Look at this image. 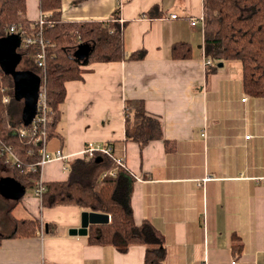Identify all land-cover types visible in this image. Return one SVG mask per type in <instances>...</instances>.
Wrapping results in <instances>:
<instances>
[{
  "label": "crops",
  "instance_id": "1",
  "mask_svg": "<svg viewBox=\"0 0 264 264\" xmlns=\"http://www.w3.org/2000/svg\"><path fill=\"white\" fill-rule=\"evenodd\" d=\"M39 2L27 0L33 22ZM61 9L63 21L77 23L106 22L118 12L126 54L146 56L85 64L82 79L66 83L58 135L46 151L67 159L48 163L44 182L68 180L67 163L84 158L88 143L110 145L127 166L120 198L138 224L147 220L164 237L163 264H264V98L244 92L239 63H228L236 71L224 64L207 72L204 27L191 25L204 15V0H61ZM178 42L191 45L192 58L173 59ZM128 100L144 101L162 139L143 147L127 139ZM2 164L0 180L14 179ZM25 189L32 193L19 200L0 194V264L145 263L144 245L122 253L70 235L89 209L47 207L34 186ZM18 222L36 230L14 235Z\"/></svg>",
  "mask_w": 264,
  "mask_h": 264
},
{
  "label": "trees",
  "instance_id": "2",
  "mask_svg": "<svg viewBox=\"0 0 264 264\" xmlns=\"http://www.w3.org/2000/svg\"><path fill=\"white\" fill-rule=\"evenodd\" d=\"M39 1L40 11L48 14L43 36L51 46L54 45L47 50L44 67L36 65V73L45 78L50 108V121L45 127L48 140L58 135L61 118L59 106L66 98V83L82 79V66L97 62L141 60L146 56V51L132 52L129 56L126 54L118 12L106 22H67L61 17V0ZM36 25L27 17V0L3 1L0 10L2 37L9 34L12 26H17L22 28L24 38H37L39 27ZM81 44L90 46V53L84 60L75 57ZM38 48V44H35L27 50H20L22 55L36 64ZM204 49L205 57L209 60L207 72L220 68V63H239L244 92L253 98H264V0H204ZM172 57L175 60L192 58L191 45L175 43ZM4 85L7 90L3 94L1 88ZM5 94L10 99L14 97V83L12 77L0 67V143L11 146L24 163L22 168L2 165L11 170L14 179L25 188H32L38 175L29 169V164L38 162L39 145H34L31 139L21 137L12 130L26 129L27 126L22 119L16 122L12 120L8 110L11 101L7 105L2 103ZM125 120L127 139L139 142L142 147L163 138L161 122L147 114L142 100L126 101ZM97 158L102 160L97 162ZM0 160L4 162L1 157ZM115 166L114 161L104 155L92 159L79 157L68 162V180L47 183L48 191L43 196V204L47 207L75 205L108 214V224L90 226L87 235L89 243L114 246L122 253L133 245H144V264H163L166 257L164 237L151 222L146 220L138 224L130 204L120 198L127 185L122 173L125 169H119L116 176L102 178ZM33 223L18 222L14 235H19L23 227L26 233H33L36 230Z\"/></svg>",
  "mask_w": 264,
  "mask_h": 264
},
{
  "label": "built area",
  "instance_id": "3",
  "mask_svg": "<svg viewBox=\"0 0 264 264\" xmlns=\"http://www.w3.org/2000/svg\"><path fill=\"white\" fill-rule=\"evenodd\" d=\"M47 15L41 12L39 18L35 21L36 26L39 27V32L37 33L36 37H28L24 38L21 27L12 26L9 29V34H18L21 37V46L20 48L23 50H27L30 46L38 44V54L36 59V65L40 68H43L45 65V60L47 56V50L51 46L50 41L46 40L43 36L44 25L47 19ZM173 18H176L177 15H173ZM198 24H202L204 27V15L199 18H192L191 25L193 27L197 26ZM51 47H54L51 46ZM209 64V60L206 59V66ZM41 77V86L39 91V98H38V107H37V114L33 120V123L28 126L26 129L21 128L15 131L18 135L24 138H29L32 140L34 145H39V155L40 158L38 162L29 164V169L34 173L37 174L38 177L34 180V192L35 196L39 199H42L44 194L48 191L47 184L42 179V171L43 168L55 159H67V157L63 154L62 151H57L55 157L51 156L46 151V143H47V134L45 131L46 123L48 120L50 121V108L47 104L46 98V90H45V78L42 74H38ZM7 88L3 87L2 92H5ZM247 98L243 99L246 101ZM11 101L10 97L5 94L2 97V102L7 105ZM41 127V129H40ZM40 129V130H39ZM39 131V132H38ZM247 139H250L251 136H247ZM100 155H104L106 157H110L114 163L116 164L115 168L111 171L105 172L102 175V178L106 177L107 175L116 176L117 171L119 169H127L124 157H118L114 155L113 149L110 145L107 144H94L88 143L82 152V157L86 159L96 158ZM0 157L3 158V163L7 166L22 168L24 163L17 157L14 153L13 148L8 146L4 143H0ZM235 264V262H233Z\"/></svg>",
  "mask_w": 264,
  "mask_h": 264
},
{
  "label": "water",
  "instance_id": "4",
  "mask_svg": "<svg viewBox=\"0 0 264 264\" xmlns=\"http://www.w3.org/2000/svg\"><path fill=\"white\" fill-rule=\"evenodd\" d=\"M21 37L18 34H8L0 38V67L6 74L10 75L14 83V97L16 100L24 102L22 121L25 126L33 123L37 114L41 77L35 72L17 70V66L22 60V53L19 51ZM90 53V46L81 44L75 52V57L84 60ZM223 63L219 67H223ZM102 158H97L100 162ZM25 187L13 178H3L0 180V194L8 199L19 200L24 197ZM110 222L108 214L93 211L82 213V225L80 228H71L72 236H87L90 225H103Z\"/></svg>",
  "mask_w": 264,
  "mask_h": 264
},
{
  "label": "rangeland",
  "instance_id": "5",
  "mask_svg": "<svg viewBox=\"0 0 264 264\" xmlns=\"http://www.w3.org/2000/svg\"><path fill=\"white\" fill-rule=\"evenodd\" d=\"M3 1L4 0H1L0 2V10H1V7H2V5H3ZM2 35H3V32H2V29H1V26H0V38H2ZM19 51L21 52V50L19 49ZM233 69H232V68ZM236 64H228V63H226L225 64V69L226 70H229V71H231V70H233V71H236ZM17 70H25V71H31V72H35L36 73V70H37V66H36V64L35 63H33L32 61H30L29 59H28V57L26 56V55H23L22 56V60H21V62H20V64L17 66V68H16ZM5 88V85L4 86H2V88ZM2 88H1V92H2ZM3 94H4V92H2ZM3 103V102H2ZM4 104V103H3ZM5 105V104H4ZM23 108H24V102L23 101H19V100H16L15 99V97H13L12 99H11V103H10V105H9V108H8V110H9V112H10V114H11V117H12V120L14 121V122H16V121H19V120H21L22 119V112H23ZM10 127V126H9ZM13 127V126H12ZM11 128V127H10ZM14 132L16 131V130H18L17 128H13L12 129ZM32 193V189H28V190H26V193H25V195H27V194H31ZM11 201V200H10ZM13 203V202H12Z\"/></svg>",
  "mask_w": 264,
  "mask_h": 264
}]
</instances>
